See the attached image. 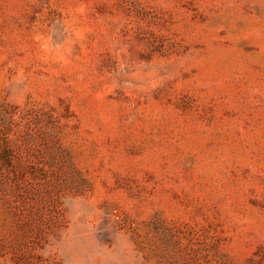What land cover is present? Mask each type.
Here are the masks:
<instances>
[{
	"label": "rangeland",
	"instance_id": "rangeland-1",
	"mask_svg": "<svg viewBox=\"0 0 264 264\" xmlns=\"http://www.w3.org/2000/svg\"><path fill=\"white\" fill-rule=\"evenodd\" d=\"M0 264H264V0H0Z\"/></svg>",
	"mask_w": 264,
	"mask_h": 264
}]
</instances>
